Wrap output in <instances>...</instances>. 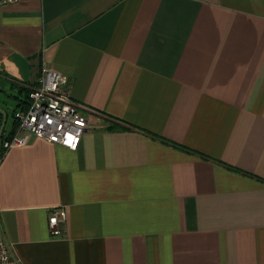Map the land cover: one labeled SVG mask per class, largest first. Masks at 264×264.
Wrapping results in <instances>:
<instances>
[{"label":"crops","instance_id":"1","mask_svg":"<svg viewBox=\"0 0 264 264\" xmlns=\"http://www.w3.org/2000/svg\"><path fill=\"white\" fill-rule=\"evenodd\" d=\"M47 69L89 127L0 159L18 264H264V0L0 3L5 137Z\"/></svg>","mask_w":264,"mask_h":264},{"label":"built area","instance_id":"2","mask_svg":"<svg viewBox=\"0 0 264 264\" xmlns=\"http://www.w3.org/2000/svg\"><path fill=\"white\" fill-rule=\"evenodd\" d=\"M16 1L20 0H0V3ZM81 107L72 99L66 77L53 70H44L38 84L28 92L27 107L13 113L17 124L15 131L9 137L0 138V159L9 148L24 145L31 137L76 149L89 127L88 120L81 114ZM64 217L63 209H53L48 218L51 234L60 233L57 223ZM0 264H18L1 226Z\"/></svg>","mask_w":264,"mask_h":264},{"label":"rangeland","instance_id":"3","mask_svg":"<svg viewBox=\"0 0 264 264\" xmlns=\"http://www.w3.org/2000/svg\"><path fill=\"white\" fill-rule=\"evenodd\" d=\"M4 88L6 89V87H4ZM0 97L2 99H4V103H1V105L6 110V112L8 114V122H7V125H8L11 121V118H12L11 114H12V110L14 108L15 102H14L13 98H11V97H6L5 95H1Z\"/></svg>","mask_w":264,"mask_h":264},{"label":"trees","instance_id":"4","mask_svg":"<svg viewBox=\"0 0 264 264\" xmlns=\"http://www.w3.org/2000/svg\"><path fill=\"white\" fill-rule=\"evenodd\" d=\"M19 92H22L23 94H24V97L23 98H21V102L23 103V106L21 107L22 109H25L26 107H27V105H28V90L27 89H20V91ZM27 99V100H26ZM19 106H21V104L19 103L18 104ZM1 115H0V122H1ZM16 126H17V124H15V127L13 128V130L10 132V134L8 135V136H10L14 131H15V129H16ZM8 136H6V137H8ZM1 137H5V133H3L2 134V136Z\"/></svg>","mask_w":264,"mask_h":264},{"label":"water","instance_id":"5","mask_svg":"<svg viewBox=\"0 0 264 264\" xmlns=\"http://www.w3.org/2000/svg\"><path fill=\"white\" fill-rule=\"evenodd\" d=\"M0 115H1V122H0V138L4 132V127H5V123H6V119H7V113L5 111V109H3L2 107H0Z\"/></svg>","mask_w":264,"mask_h":264}]
</instances>
